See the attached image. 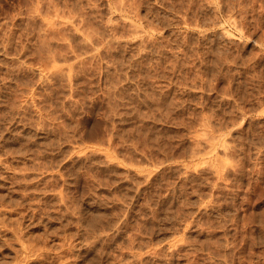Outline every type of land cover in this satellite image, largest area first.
Segmentation results:
<instances>
[{"label": "rangeland", "instance_id": "1", "mask_svg": "<svg viewBox=\"0 0 264 264\" xmlns=\"http://www.w3.org/2000/svg\"><path fill=\"white\" fill-rule=\"evenodd\" d=\"M0 264H264V0H0Z\"/></svg>", "mask_w": 264, "mask_h": 264}, {"label": "bare ground", "instance_id": "2", "mask_svg": "<svg viewBox=\"0 0 264 264\" xmlns=\"http://www.w3.org/2000/svg\"><path fill=\"white\" fill-rule=\"evenodd\" d=\"M215 137H216V136H215ZM211 140H212V139H211ZM48 245H49V244H48ZM39 246H40V245H39ZM34 249H35V248H34ZM34 249H33V250H34ZM40 251H41V250H40ZM48 253H49V252H48ZM41 254H42V253H41ZM39 255H40V253H39ZM42 256H43V255H42Z\"/></svg>", "mask_w": 264, "mask_h": 264}]
</instances>
